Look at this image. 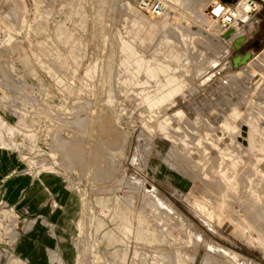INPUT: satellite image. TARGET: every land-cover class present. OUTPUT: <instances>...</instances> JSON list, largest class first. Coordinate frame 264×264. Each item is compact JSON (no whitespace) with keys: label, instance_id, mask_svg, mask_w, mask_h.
<instances>
[{"label":"rangeland","instance_id":"1","mask_svg":"<svg viewBox=\"0 0 264 264\" xmlns=\"http://www.w3.org/2000/svg\"><path fill=\"white\" fill-rule=\"evenodd\" d=\"M211 2L0 0V264H264V8Z\"/></svg>","mask_w":264,"mask_h":264},{"label":"built area","instance_id":"2","mask_svg":"<svg viewBox=\"0 0 264 264\" xmlns=\"http://www.w3.org/2000/svg\"><path fill=\"white\" fill-rule=\"evenodd\" d=\"M260 5L264 7V0H238L231 3L215 0L209 17L218 25L223 33H226L248 26ZM142 6L145 9L150 8L152 14L155 16H160L164 12V6L161 3L150 5L144 1L142 2Z\"/></svg>","mask_w":264,"mask_h":264},{"label":"bare ground","instance_id":"3","mask_svg":"<svg viewBox=\"0 0 264 264\" xmlns=\"http://www.w3.org/2000/svg\"><path fill=\"white\" fill-rule=\"evenodd\" d=\"M214 2H215V0H212V2H211L212 5L214 4ZM211 3H210V4H211ZM202 5H203V3H202V2H199V8H200L202 11H204ZM262 8H264L262 5L258 6V10H259V9H262ZM204 9H205V8H204ZM168 11H170V10H168ZM202 11H201V12H202ZM208 11H209V10H208ZM170 12H171V11H170ZM201 12H200V13H201ZM167 13H168V12H167ZM203 13H204V12H203ZM208 18H210V17L208 16ZM172 21H173V19H172ZM212 21H213V20H212ZM175 22H176V21H175ZM213 22H214V21H213ZM213 22H212V23H213ZM214 23H215V22H214ZM213 25H214V24H213ZM0 89H1V88H0ZM2 94H3V93L1 92V95H2ZM241 133H242V134H240V136H239V139H240L239 143H241L243 146H245V143H246V145L248 144V142H247L248 132H247L246 137L244 136V131H242ZM238 181H239V180H238Z\"/></svg>","mask_w":264,"mask_h":264},{"label":"water","instance_id":"4","mask_svg":"<svg viewBox=\"0 0 264 264\" xmlns=\"http://www.w3.org/2000/svg\"><path fill=\"white\" fill-rule=\"evenodd\" d=\"M243 131H244V136L246 137V135H247V128L245 127V128L243 129Z\"/></svg>","mask_w":264,"mask_h":264},{"label":"crops","instance_id":"5","mask_svg":"<svg viewBox=\"0 0 264 264\" xmlns=\"http://www.w3.org/2000/svg\"><path fill=\"white\" fill-rule=\"evenodd\" d=\"M250 137H251V131H248V137H247V139L249 140Z\"/></svg>","mask_w":264,"mask_h":264}]
</instances>
